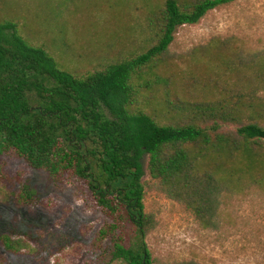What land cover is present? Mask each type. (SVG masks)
Returning a JSON list of instances; mask_svg holds the SVG:
<instances>
[{
	"label": "rangeland",
	"instance_id": "obj_1",
	"mask_svg": "<svg viewBox=\"0 0 264 264\" xmlns=\"http://www.w3.org/2000/svg\"><path fill=\"white\" fill-rule=\"evenodd\" d=\"M164 2L0 0V24H12L58 69L82 78L147 53L158 40L155 21ZM130 83V112H144L160 125L205 127L241 147V124L264 127V0H234L178 26L166 52L135 67ZM201 104L218 107L224 121L214 124L209 112L198 111ZM191 146L184 148L196 153L199 145ZM252 147L254 162L240 152L197 160L202 167L215 158L223 162L221 204L208 225L177 199L172 181L152 174L149 156L143 158L140 186L150 220L144 240L155 261L264 264V190L252 183L262 178L264 138ZM24 186L30 198L23 197ZM198 195L191 189L185 194L192 200ZM114 223H121L120 231ZM3 235L18 242L16 250L5 248ZM119 238L129 245L134 228L119 213L100 208L82 178L71 171L52 176L13 151L0 154V264H127L115 254Z\"/></svg>",
	"mask_w": 264,
	"mask_h": 264
},
{
	"label": "trees",
	"instance_id": "obj_2",
	"mask_svg": "<svg viewBox=\"0 0 264 264\" xmlns=\"http://www.w3.org/2000/svg\"><path fill=\"white\" fill-rule=\"evenodd\" d=\"M191 1L188 6L165 0L155 21L158 40L147 53L82 78L58 69L44 49L26 43L12 24H0V154L13 151L52 176L71 171L82 178L100 208L119 213L134 228V241L126 246L119 238L115 244V254L127 264H159L144 240L150 229L140 186L146 155L152 174L172 181L177 199L208 225L221 204L218 171L223 162L215 158L202 167L197 160L209 153L240 152L246 162H254L258 154L253 143L264 138V127L256 122L236 129L243 141L240 147L227 134L211 136L207 128L194 124L160 125L144 112L128 110L135 67L166 52L178 26L196 23L208 11L234 0ZM198 111L209 112L216 125L217 120L224 121L216 106L201 104ZM185 144L199 149L191 154ZM252 183L264 190V148L262 178L254 177ZM187 189L198 192V197L185 196ZM31 193L23 187V197L30 198ZM120 227L121 223L112 225L119 231ZM1 239L8 250L19 246L8 236Z\"/></svg>",
	"mask_w": 264,
	"mask_h": 264
}]
</instances>
